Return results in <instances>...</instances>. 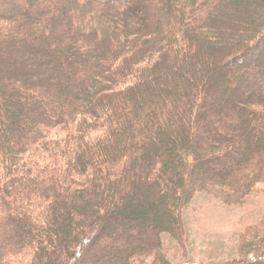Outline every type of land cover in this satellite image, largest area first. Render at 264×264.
Returning a JSON list of instances; mask_svg holds the SVG:
<instances>
[{
    "label": "trees",
    "instance_id": "obj_1",
    "mask_svg": "<svg viewBox=\"0 0 264 264\" xmlns=\"http://www.w3.org/2000/svg\"><path fill=\"white\" fill-rule=\"evenodd\" d=\"M202 193L264 199V0H0V264H171Z\"/></svg>",
    "mask_w": 264,
    "mask_h": 264
},
{
    "label": "rangeland",
    "instance_id": "obj_2",
    "mask_svg": "<svg viewBox=\"0 0 264 264\" xmlns=\"http://www.w3.org/2000/svg\"><path fill=\"white\" fill-rule=\"evenodd\" d=\"M263 210L264 199L256 194L242 208L198 194L183 211L182 243L163 235L164 253L171 264H212L236 259L241 233L246 226L258 223Z\"/></svg>",
    "mask_w": 264,
    "mask_h": 264
}]
</instances>
